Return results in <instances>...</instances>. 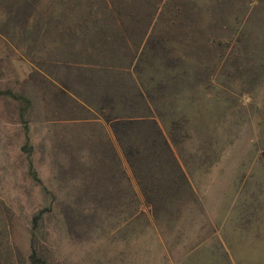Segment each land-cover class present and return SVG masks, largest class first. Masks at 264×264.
<instances>
[{
  "label": "rangeland",
  "instance_id": "374dc122",
  "mask_svg": "<svg viewBox=\"0 0 264 264\" xmlns=\"http://www.w3.org/2000/svg\"><path fill=\"white\" fill-rule=\"evenodd\" d=\"M191 1L0 0V264H264V0Z\"/></svg>",
  "mask_w": 264,
  "mask_h": 264
},
{
  "label": "trees",
  "instance_id": "16d2710c",
  "mask_svg": "<svg viewBox=\"0 0 264 264\" xmlns=\"http://www.w3.org/2000/svg\"><path fill=\"white\" fill-rule=\"evenodd\" d=\"M220 1V0H218ZM226 1L230 0H224L223 2L226 3ZM200 3L197 1H191V0H174V4L171 6L173 7L172 10L176 11L178 14L180 11L184 14L183 17H185L186 23L182 22L185 26H189L190 23L188 22L189 17L191 16V11L198 10L200 11ZM180 14V13H179ZM138 94L140 97L144 100V105L146 108V111L144 112H137L134 114H128L126 117L122 115V117H118L116 121L113 122V125L115 127V130L117 131V134L120 137V131H122L124 128V125H145V124H151L154 127V130H156V136L152 138V146L155 144H158L161 147V150L159 151H151L148 150L147 155L142 154V157L139 158V162L141 161V164H143V161L141 158H147L149 156H153L155 159L157 157H160L157 159V161L160 162V169L161 170H167L170 168L169 165H176V168H174V171L179 172L183 174L184 171L181 169V165L177 161V157L174 153V149L172 144L169 141V138L165 135L163 129L161 128L159 121L153 116L152 113V106L150 104L151 95L148 92L147 89L143 87V85L140 84V88L138 86ZM150 101V102H149ZM122 138V137H121ZM140 148L138 151L135 150V155H133L134 158H136L137 153L140 152ZM129 151H127L128 153ZM169 165H168V164ZM173 171V170H172ZM185 176V175H184Z\"/></svg>",
  "mask_w": 264,
  "mask_h": 264
}]
</instances>
